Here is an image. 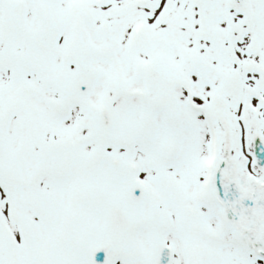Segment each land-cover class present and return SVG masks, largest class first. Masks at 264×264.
I'll list each match as a JSON object with an SVG mask.
<instances>
[{
  "label": "snow or ice",
  "instance_id": "snow-or-ice-1",
  "mask_svg": "<svg viewBox=\"0 0 264 264\" xmlns=\"http://www.w3.org/2000/svg\"><path fill=\"white\" fill-rule=\"evenodd\" d=\"M0 264H264V0H0Z\"/></svg>",
  "mask_w": 264,
  "mask_h": 264
}]
</instances>
